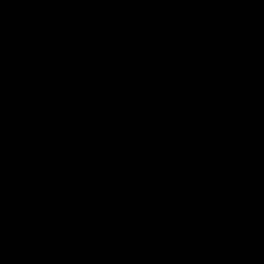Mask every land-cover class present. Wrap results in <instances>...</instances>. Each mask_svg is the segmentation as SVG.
<instances>
[{"label": "water", "instance_id": "obj_1", "mask_svg": "<svg viewBox=\"0 0 264 264\" xmlns=\"http://www.w3.org/2000/svg\"><path fill=\"white\" fill-rule=\"evenodd\" d=\"M0 264H264V0H0Z\"/></svg>", "mask_w": 264, "mask_h": 264}]
</instances>
